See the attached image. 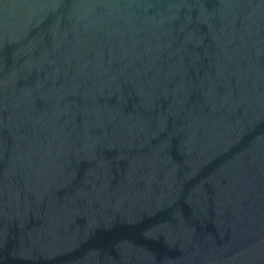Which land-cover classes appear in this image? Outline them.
I'll return each mask as SVG.
<instances>
[{"label": "water", "instance_id": "obj_1", "mask_svg": "<svg viewBox=\"0 0 264 264\" xmlns=\"http://www.w3.org/2000/svg\"><path fill=\"white\" fill-rule=\"evenodd\" d=\"M0 264H264V0H0Z\"/></svg>", "mask_w": 264, "mask_h": 264}]
</instances>
